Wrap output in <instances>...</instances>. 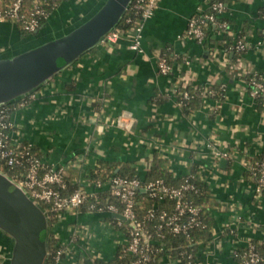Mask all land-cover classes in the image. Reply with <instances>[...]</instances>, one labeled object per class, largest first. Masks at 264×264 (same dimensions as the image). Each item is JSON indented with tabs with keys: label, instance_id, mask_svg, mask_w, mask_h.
<instances>
[{
	"label": "crops",
	"instance_id": "0c3cea01",
	"mask_svg": "<svg viewBox=\"0 0 264 264\" xmlns=\"http://www.w3.org/2000/svg\"><path fill=\"white\" fill-rule=\"evenodd\" d=\"M100 1L64 0L46 25L27 37L13 21H0V55L67 30ZM206 2L158 0L154 15L142 23V52L129 48L130 36L100 43L35 91L28 106L13 112L12 135L33 143L48 163L65 167L76 188L91 189L88 182L100 159L129 161L142 176L155 154L168 159L176 177L191 173L194 163L206 165V182L219 206L211 210L214 234L198 244L197 254L213 264H238L235 247L264 242V196L256 194L246 174L252 157L264 150V108L250 95L244 73L254 70L264 77V0L226 4L222 16L248 42L237 62L229 58L223 31L209 32L203 44L186 34L189 19L199 8L206 10ZM166 51L175 59L169 75L158 69ZM178 82L223 89L187 117L172 94ZM158 94L167 98L156 103ZM213 149L231 156L211 166ZM108 220L83 209L64 213L56 228L61 240L69 245L73 233L78 237L59 264L115 258L122 235Z\"/></svg>",
	"mask_w": 264,
	"mask_h": 264
},
{
	"label": "built area",
	"instance_id": "2783aa9c",
	"mask_svg": "<svg viewBox=\"0 0 264 264\" xmlns=\"http://www.w3.org/2000/svg\"><path fill=\"white\" fill-rule=\"evenodd\" d=\"M21 4L22 0H14L10 9L0 10V21H13V19L19 18ZM157 6L158 0H136L133 5L134 15L129 16L121 28L117 27L110 32L102 43L111 45L119 41L124 35L130 36L129 48L133 51L142 52V23L154 15ZM206 7H212L219 15H222L227 9L226 3L218 0H207ZM34 14L46 18L51 15L41 7H37ZM132 22L136 23L135 27L127 30V24ZM39 24V20L33 18L25 28L30 32L37 31ZM217 24L221 31L227 28L226 22L217 21L216 14L208 13L203 8H199L196 14L189 19L186 34L196 42L203 44L206 40V30L209 27H215ZM234 45L236 50L243 51L248 47V42L246 39H239ZM225 59L226 62L230 61L228 54ZM158 69L163 75H169L174 69L165 54L159 57ZM244 73L246 81L248 79L247 87L249 86L250 95L255 99L264 98L263 75L254 70H244ZM185 86L187 85L178 82L172 88V94L176 100L179 94L183 98L189 97V92L182 90ZM221 89L223 88L221 87ZM208 95L216 96L217 91L212 88L206 89L203 101L209 98ZM34 97L35 93L33 92L17 100L20 102L14 111L28 106ZM4 106L0 107V163L14 171L10 178L31 198L38 203L43 202L50 205L53 212L51 216L55 220L50 228L53 231V236L60 240L55 245L52 255L54 263L52 264H59L67 255L71 254L70 244L77 241V234L74 233L72 236L70 235L72 239L69 245L61 240L56 228L62 215L67 212H80L84 206L86 212L91 214L114 213L123 217L109 218L108 220V224L120 229L119 233L122 235L121 239L118 240L116 256L120 253L119 256L124 260L119 264H148L156 259L163 264H213L210 260L202 259L197 252L194 254L187 250L181 251L178 257H173L168 253L160 254L161 248H165V240L168 235L190 236L192 232L204 225L201 208L196 206L193 200L186 197L188 192L196 190L194 183L188 179L189 176H192L191 173L184 176L186 179L180 185L167 184L162 178L145 182L143 176L133 178L111 176L106 180L91 179L88 182L91 183V189L78 187L65 195L63 192L68 188L65 167L48 163L38 153L33 143L14 139L12 135L15 127L12 120L14 111ZM206 146L211 148L212 143L207 142ZM211 154V158L209 157L211 166H217V161L221 158L231 156L228 151L216 149H213ZM258 166L259 176L257 182H254V187L256 194L264 196V158ZM198 167L202 180L207 184L204 173L206 165L200 164ZM250 168H252L251 163ZM140 191L147 193L148 197L154 200L150 210L141 219L138 217L136 209L138 205L137 195ZM104 194H108L109 198L104 197ZM89 199L92 201L88 203ZM46 213L49 218L48 211ZM211 232L213 235V227ZM243 248L244 251H242ZM3 255L0 258L1 264L10 258L9 253ZM50 255L49 250V257ZM233 256L234 258L240 257L242 264H264V256L258 251L253 241H250L245 247H235Z\"/></svg>",
	"mask_w": 264,
	"mask_h": 264
},
{
	"label": "water",
	"instance_id": "95a60500",
	"mask_svg": "<svg viewBox=\"0 0 264 264\" xmlns=\"http://www.w3.org/2000/svg\"><path fill=\"white\" fill-rule=\"evenodd\" d=\"M133 0H101L83 20L27 47L0 55V107L42 87L115 30ZM226 160L222 159L221 163ZM106 218H123L99 213ZM49 218L42 206L0 170V235L11 242L7 264H46Z\"/></svg>",
	"mask_w": 264,
	"mask_h": 264
},
{
	"label": "trees",
	"instance_id": "16d2710c",
	"mask_svg": "<svg viewBox=\"0 0 264 264\" xmlns=\"http://www.w3.org/2000/svg\"><path fill=\"white\" fill-rule=\"evenodd\" d=\"M14 0H0V10H8L12 7ZM64 0H22V4L19 10V18L13 19L15 24L17 25L19 32L23 37H27L29 35L35 34L40 29H42L48 21V18L45 16H39L35 13V10L37 7H41L46 13L51 14ZM136 1V0H135ZM134 1V3H135ZM218 1H223L224 3L228 4L229 0H218ZM132 3L131 7L128 9L126 14L124 15L123 19L121 20L120 24L118 25V28H121L124 24L126 19L129 16L134 15V10H133V5ZM206 11L208 13H214L216 14L217 21L219 22H226L227 23V28L223 31L227 38V44L226 48L230 51L232 54L229 56L230 60L233 62H237L245 53L247 48L243 51H238L235 49L234 43L239 40V39H245V36L243 32L238 33L237 35L232 32L233 30L231 29V25L229 21L224 18V16L219 15L217 11H215L212 7H207ZM33 18H37L40 22L37 31L30 32L28 31L25 26L27 23H29ZM134 22L127 24L126 29H132L135 27ZM216 31L220 30L218 24L215 27H211L209 30H206V36L208 35L209 32L211 31ZM170 63L173 65L175 63V59L172 56L171 52L166 51L164 53ZM248 82V79L247 81ZM215 89L217 91L216 96H211L208 95L209 98H214L217 99L218 96L222 93V90L220 87L217 85H212V86H205V85H198V84H190L188 86H185L182 88L183 91H188L189 92V97L188 98H183L181 94L177 96V103L180 106L181 110L183 111L184 115L189 117L191 116L198 108H200L203 99H204V92L206 89ZM249 89V86H248ZM167 97L164 94H158L157 98L155 99L156 103L162 102L165 100ZM259 108L263 109L264 108V98L263 97H258L257 98ZM20 101H16L11 104H7L4 107L6 108H11L12 111L17 107L18 103ZM264 158V150L261 152L259 155L252 157L251 159V164L252 168H249L248 171L246 172L248 178L253 181L257 182L258 179V173H259V163L262 161ZM0 169L7 174L9 177H12L14 174V171L9 169L7 166L4 164L0 163ZM200 170L197 165V163L193 164L191 174L192 176H189V181L194 183L196 190L190 191L187 193L186 197L190 200H193V203L200 207L202 210V218L204 221V225L196 229L190 236H184V235H168L167 239L165 240V248H161L160 254H171L173 257H178L181 251L187 250L188 252H192L196 254L198 250V244L200 242H207L210 240L212 236V225H213V218L211 216V210L217 206H219V202L215 199V197L211 194V191L208 187V185L202 180L200 176ZM111 176H122V177H142L141 172L133 165V163L129 161H108V160H98L97 165L93 168L92 170V179H98L101 178L103 180L108 179V177ZM66 177V176H65ZM162 178L165 180L167 184L170 185H180L184 183L186 177H176L173 173V171L170 169V163L167 158H164L158 154H155L151 166L144 172L143 174V180L145 182L150 181V180H155ZM68 183V188L65 190L63 193L65 195H68L71 193L74 189H76V185H72L70 181L67 180ZM263 194H264V189H263ZM104 197L109 198L108 194H104ZM92 199L88 200V203L91 202ZM137 214L138 217L141 219L147 212L150 210L152 207L154 200L149 198L147 193L139 192L137 195ZM43 209L48 211L49 214V230H48V247L50 250V257L47 261L46 264H52L54 263V259L52 257L53 251L55 248V245L59 243V239L55 238L53 236V231L51 230L50 226H53V223L55 222L54 218L51 216L52 211L50 209V205L40 202L39 203ZM83 210L86 209V207H82ZM151 227H153L151 225ZM256 246L258 251L264 256V242L260 241H253ZM245 249L243 248L242 251ZM118 255L109 260V261H101V260H95V264H119L122 262L124 259ZM131 259V258H128ZM238 262V264H242V260L240 257L235 258ZM148 264H163L159 262V260H152Z\"/></svg>",
	"mask_w": 264,
	"mask_h": 264
},
{
	"label": "rangeland",
	"instance_id": "374dc122",
	"mask_svg": "<svg viewBox=\"0 0 264 264\" xmlns=\"http://www.w3.org/2000/svg\"><path fill=\"white\" fill-rule=\"evenodd\" d=\"M98 6V2L97 4L95 5V8ZM90 14V13H89ZM88 16V15H87ZM83 20V19H82ZM0 240L1 241H4L6 242V244H3L1 243L0 244V258L3 257L4 255L3 254H6V253H9L11 254V249H12V245H11V242L5 238L4 236L0 235ZM9 261V259L4 263V264H7ZM1 264V263H0Z\"/></svg>",
	"mask_w": 264,
	"mask_h": 264
}]
</instances>
